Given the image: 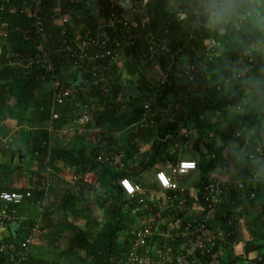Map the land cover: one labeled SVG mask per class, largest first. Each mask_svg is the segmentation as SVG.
Instances as JSON below:
<instances>
[{
    "label": "crops",
    "instance_id": "crops-1",
    "mask_svg": "<svg viewBox=\"0 0 264 264\" xmlns=\"http://www.w3.org/2000/svg\"><path fill=\"white\" fill-rule=\"evenodd\" d=\"M116 1L120 3L121 0ZM92 2L93 0H90L89 4ZM179 2V0H169L168 9L178 13L179 20L185 30L186 45L190 48L192 22L183 13V7ZM55 3L58 5L59 0H55ZM56 12H59V8H56ZM99 23V31H101L103 21L100 20ZM210 33V37H213L216 42L213 48V72L221 73L233 69L228 79L218 87V93H232L236 84V73L240 70L237 62L241 61L253 49H260L264 52V44L261 46L259 44L241 45L238 43L236 35L229 30L225 34L218 33L217 37L214 36V32ZM161 51L160 46H154L152 49L154 61L151 66L142 70L150 81L154 79L153 82L166 72ZM143 64L141 67L145 66ZM114 65L109 78L112 81L115 80L116 85L120 88L119 97L114 102L115 105L102 104L98 100H95L97 103L89 101L92 108L97 105L99 112L91 116L86 127L78 125L76 118L73 119L70 116L74 113L72 107L57 109L59 118L48 119L46 122L49 149L61 151L60 158L54 163V166H51L49 161L52 173L48 191L49 209L46 215V209L40 212L37 204L24 203L19 207V217L12 227L9 229L7 227L0 228V240L11 232L19 236L23 234L19 228L23 229V227L29 226L40 217L38 232L27 250L26 259H29L30 264H94L101 251L102 241L99 236L100 234L105 237L109 235L111 227L116 224L117 214H121L120 218L118 217L121 229L114 231L109 260L114 261L115 264H121L123 255L130 250L132 231L148 224L151 219L155 218L156 213L160 212L164 219L158 227L159 233L162 234H166L173 226L176 227L180 224L184 217L200 218L203 216L201 195L198 190L199 184L203 180L198 162L202 154L211 153V149L217 150L222 147L223 142L220 135L224 123L242 125L250 131H257L264 139V99L255 104L252 95L246 102L250 106L259 107L253 116H245L240 110H234L235 107L222 111H207L203 115L202 121L200 120L198 123L200 126L189 122L186 126L179 125L172 135L166 136L167 139L171 138V141L166 146H162L159 152L155 143L157 140L164 142L166 138L162 139L158 136L155 124L152 127L140 125L144 98L135 99L138 76L127 72L122 56ZM78 72L79 70L71 66L62 65L60 75L73 87ZM39 79L42 80L40 77ZM260 81L264 83V77H261ZM40 83L46 92L49 88L48 84L43 81ZM87 88L79 89L87 90ZM108 109L109 113L105 115L104 113ZM181 111H185V108L180 105V102L178 105L172 102L162 113L166 119L170 114H173L170 116L174 122L182 113ZM6 122L16 124V120L12 118L7 119ZM17 127L19 129L14 131L17 132V135L11 133L12 141L15 143L13 149L21 147L25 151L24 142L32 138V132L28 131L29 126L26 122ZM57 137L60 138L59 141ZM57 141L60 142L59 145ZM219 152V154L227 156L225 147ZM25 153L23 161L28 163V154ZM98 156H102L105 161H98ZM183 160L194 161L197 164V170L178 177L171 175V166ZM4 162H13L12 156L0 153V163ZM75 165L82 168H77ZM73 169L80 171V174H83L81 171L86 169V172L89 173V181L81 179L83 183H80V178L76 175L77 173L72 172ZM159 170H163L179 186L186 188L185 198L189 202V206L185 212L177 213V210L170 206V193L161 189L155 178L156 172ZM121 176H126L131 182L142 186V195L148 203V210L127 196H122L118 200L116 205L119 208L117 210L114 204L116 198L111 191L110 182L112 181V184L116 185ZM207 178V180L213 179L226 183L229 180V175L223 168L216 167L208 173ZM194 181V184H189ZM240 199L242 198L240 197ZM228 205L232 208L231 212L235 211L234 213L237 214L236 226L230 236L235 244L220 247L211 264H247V261L257 252L246 253L250 237L245 223L250 219L257 218L258 215L255 208H250L241 201L229 202ZM228 212L230 213V211ZM82 233L86 238L82 236ZM259 242H264V233L255 240V243ZM152 244L141 251L142 264H159L157 254L165 251L163 247L165 244L167 245V239L159 237ZM173 244L174 242L168 240L172 253L179 256L185 247L181 244L176 246Z\"/></svg>",
    "mask_w": 264,
    "mask_h": 264
},
{
    "label": "trees",
    "instance_id": "trees-1",
    "mask_svg": "<svg viewBox=\"0 0 264 264\" xmlns=\"http://www.w3.org/2000/svg\"><path fill=\"white\" fill-rule=\"evenodd\" d=\"M89 1L90 0H59L57 5L55 0H42L45 44L52 48H56L64 39L67 41H72L73 39L74 41L76 39L83 40L86 32H89L91 36H95L99 31V21L107 20L113 7L111 0H93L92 4H89ZM179 1L184 10L183 13L186 14L187 18L192 22L197 0ZM17 2L18 0H12L11 4L16 5ZM168 2L169 0H149L146 5L147 11L152 14L149 24L141 25L142 14L136 13L134 20L138 22L141 27L137 32L134 29L132 31L130 30L129 34L132 36L131 40L133 44L124 47L123 51L120 50L122 52L124 68L128 73L138 76L135 86L137 90L135 99L147 97L153 91L152 83L142 70H144L145 67L151 66L153 63L152 49L154 46H165V49L160 52L165 64L168 61L167 58L170 52H174L178 50V48L183 47V53L187 56L188 61L190 60L192 63H200L202 65L200 73L196 78L197 91H192L190 82L179 76L180 66H182L183 62L182 59L180 60L179 58L177 61L179 63L178 65L172 64V66H170L171 71L168 76V83L165 85L164 89L157 94L156 101L152 106V119L154 120L158 136L162 139L166 138L169 134L172 135L179 125L186 126L189 122H193L196 126H200L198 123L200 120L202 121L205 112L210 110L222 111L230 107H235L234 110H240L243 115L253 116V113L256 112L259 107L256 105L250 106L246 101L250 99L249 97H252V95L255 97L254 95L256 93H259V95L260 93L264 94V83L260 81L261 77H264V52L260 49H253L248 52L241 61L237 62V66L240 70L236 73V75L238 74L239 76H236L234 91L232 93H218V87L228 79L233 69L221 73L213 72L214 51H207L202 43V40L209 37L211 33L203 26L192 30L191 47L189 48L186 45L184 39L185 30L182 22L179 20L177 12L168 9ZM116 7L118 6L116 5ZM246 7L253 14L264 13V0H246ZM56 8H59L58 13L56 12ZM59 15L70 17V22L63 24L58 22ZM33 22L31 17L20 14L18 10L9 12V7L0 1V32L2 33V38L3 34H6V37L3 38L0 43V133L1 131H6L4 128L6 121L11 118L16 120L17 126H21L26 122L27 126H29L28 131L32 132V138L24 142L26 147L25 152H27L29 158L28 163L25 160L19 162L16 159L14 162L0 163V192L30 191L33 196L27 203H34L36 205L40 200H44L43 186L46 181V159L49 158L51 166H54V163L61 155L60 150L49 149L48 145L49 138L46 122L50 118L52 108L49 91L47 90L45 92L44 87L38 81L40 72L37 69H28L24 71L20 68L7 65V62L13 59V57L7 58L8 55L16 52L23 55L36 52L38 36L36 35ZM158 27L163 28V30L167 29L165 35H163L162 31L159 32V34L162 33V37L166 38V41L164 43L156 41L152 44L149 32H156ZM229 31L236 35L238 43L241 45L248 46L250 44H259V46H261L264 44V32L255 31L243 20L232 25ZM121 32V26H119L118 30H115L113 27H105V33L109 37V41L106 44L107 48H113L115 46L113 39L121 38ZM217 34L218 33L214 32L215 37L218 36ZM40 37L42 38V36ZM55 61L59 73L61 72L62 65L71 66L66 60L57 61V59H55ZM114 64L113 66L115 67ZM142 64L145 66L141 67ZM86 77L90 85L87 90L73 88L76 98H82L81 100L85 103L86 99H97L102 104L115 105L114 102L119 97L120 90L115 80H109L104 85L101 83H94L88 75H86ZM67 84L70 86V83L67 82ZM102 88L106 91L103 92ZM247 93L249 97L246 95ZM181 94H183V97H180ZM83 98L85 99L83 100ZM172 102L177 105L180 102V105L185 108V111H181L182 113L174 122L170 116L173 114H170L168 119H166L162 113ZM61 107H67L69 109L70 105L66 104L58 107V109ZM108 113L109 109L107 112L105 111L104 114L107 115ZM149 129L151 130L150 127ZM221 131L220 137L223 142L222 147L217 150L211 149V153L207 152L200 157L198 165L201 171V179L203 181L207 180L208 173L214 168L219 167L223 168L229 175L230 185H233L239 180L250 178L252 173L255 170L258 171V169L261 180L264 175V161L258 163L248 158L244 159L240 148L244 141L250 139L262 145L264 149V139L260 137L257 131H250L242 125H236L230 122L224 123L221 127ZM170 141L171 138H166L164 142L157 140L155 143L157 151L160 152V148L166 146ZM14 144L15 143L12 141L7 144L8 147H5L0 139V153L11 156ZM207 145L209 146V143H207ZM224 147L227 149V156L219 154V151ZM75 166L80 169L82 168L77 165ZM75 171L77 170L75 169ZM81 172H86V169ZM73 173H80V171ZM30 179L32 180L31 183ZM259 181L257 182L258 187L255 191H252L251 184H246L244 191L231 188L228 192L232 201L239 202L242 200L241 202L243 204L245 203L250 208H255L258 215L257 218L250 219L245 223L250 237L247 243L246 253L257 252L255 254L261 255L263 260L262 263L255 261V255L253 257L250 256L251 262L254 261L255 264H264V242L255 243L258 236L264 233V186H262ZM79 182L83 183L81 179ZM110 185H112L111 191L116 198V203L114 204L118 210L119 207L116 204H118V200H120L122 196H125V194L117 184L113 185L112 181ZM252 193H254V197H251ZM48 197L49 193L45 198L46 200H44L45 204L43 209H46L45 215L49 209ZM240 197L242 199H240ZM201 204L203 205L202 202ZM120 216L121 214L116 215V224L111 227L107 237L100 234L99 237H101L100 239L102 241V245L100 246L101 251L94 264H115L114 261L109 260V254L112 252V237L115 235L114 231L121 229V223L118 219ZM32 224L33 223L23 227V229L19 228V231H23V234L18 236L11 232L7 237L0 240V242L7 245L9 255L12 254L14 249L19 246L20 242L24 240ZM207 226L212 229L219 228L225 233H231L232 231V226L227 217L223 216L217 215L209 219L207 221ZM6 227L9 229L12 225L9 224ZM82 236L86 238L84 233H82ZM180 243L181 241H175L173 245L176 246ZM258 250H260V252H258ZM27 253L28 251H26V257ZM210 260L211 256L205 255L201 257L199 264H208ZM2 262L12 264L10 260L7 259L6 261L5 258L2 259ZM21 264H30V261L27 258L22 261Z\"/></svg>",
    "mask_w": 264,
    "mask_h": 264
},
{
    "label": "built area",
    "instance_id": "built-area-1",
    "mask_svg": "<svg viewBox=\"0 0 264 264\" xmlns=\"http://www.w3.org/2000/svg\"><path fill=\"white\" fill-rule=\"evenodd\" d=\"M9 7V12H18L22 15H27L33 19V25L35 27L36 35L38 36L37 50L35 53H14L8 55L7 58L13 57L12 60L7 62L8 66L17 67L22 70L37 69L40 72V78L46 81L49 88V98L51 101V120L59 118L57 108L64 106L66 104L73 108V112L77 115L76 120L78 125L81 127H86L91 119V114L89 112V107L87 102L83 103L78 101L74 96L73 87L68 86L67 82L61 78L58 71L56 61L66 60L71 64V67L76 70H81L85 75L91 77L94 83L106 84L111 78L110 75L113 72V64L117 63L122 56L124 47L131 46L133 41L131 40L130 30L133 29L138 31L141 25L149 24L152 17L147 11V3L149 0H132V5L129 9L124 10L120 7L116 0H111L112 11L109 18L103 21V26L101 31H98L95 36H91L89 32H86L85 38L83 40L74 39L72 41H67L64 39L61 44L52 48L45 44V30L42 14V0H18L16 5L11 4L12 0H0ZM116 5L118 7H116ZM136 13H141V25L134 20ZM58 22L69 23L70 17L59 15ZM121 26V38H114L113 43L115 46L113 48H107L106 44L109 41V37L105 33V27H113L118 30ZM202 26V19L198 14V0L197 5L194 8V19L192 20L191 30L198 29ZM165 35L167 29L158 27L156 32H149L151 43L159 41L164 43L166 41L165 37H162L159 32ZM63 32V31H62ZM0 32V36H1ZM148 35V34H147ZM42 36V38L40 37ZM6 34H3V38ZM117 37V36H116ZM0 37V43L3 40ZM79 40V41H78ZM73 42V44H72ZM205 49L209 52L213 51L215 46V40L213 37H207L202 40ZM155 45V44H154ZM160 46V45H159ZM161 50L165 49L164 45L160 46ZM121 50V51H120ZM182 59V66H180L179 76L186 79L191 84V90L197 91L196 78L198 77L202 65L200 63H192L188 61L187 56L183 53V47L178 48L174 52L168 54L167 62L165 64L166 72L155 82H151L153 85V91L147 97L145 96L142 102V117L140 120V125H148L152 127L154 125V120L152 119V106L154 105L157 94L160 93L165 85L168 83V76L172 64H179L177 61ZM236 76H239L238 74ZM102 91H106L102 88ZM183 97V94L180 95ZM73 113V114H74ZM238 136V134H237ZM5 147H8V143L12 142L11 138H7L2 141ZM241 152L243 153L244 159L254 160L255 162L264 161V149L262 145L257 144L256 141H251L248 139L244 141L241 145ZM97 160L104 162L105 159L102 156H98ZM47 169H46V181L44 182V200L47 197L49 191V181L50 174L52 173L49 158L46 159ZM197 170V164L194 161L183 160L179 161L177 164L171 166V172L174 176H182L190 171ZM76 172L75 169L72 170ZM80 179L83 181H89V173H77ZM260 175L258 171H254L250 178L246 180H239L233 185L229 183H221L218 180L209 179L206 181H201L199 184V193L201 195L200 201L203 203V211L200 218H182L180 224L176 227H172L166 234L159 233L158 227L163 219L160 212L155 214V218L151 219L148 224L143 225L134 231H132V241L130 250L127 252V262L129 264H142L143 256L141 251L153 245L159 237L167 239V245L165 244L162 251L157 254L158 261L161 264H199L201 257L205 255H210L211 260L208 264H211L215 253L220 247H225L228 245H234V241L231 240L233 229L236 226L237 214L230 212L219 211V200L218 198L229 190L240 189L244 191L246 184H251L252 191H255L258 187L257 182L260 180ZM155 178L161 189L166 190L170 193L169 201L170 206L178 212H185L189 206V202L186 200L185 196L187 193L186 188L181 187L178 183L172 179L166 172L159 170L156 172ZM262 186H264V175L259 181ZM117 186L122 190L125 196L143 207L144 209H149L146 199L142 195V186L140 184H135L130 181L127 177H121L117 181ZM233 191V190H232ZM32 193L30 191L18 192V191H2L0 192V228L6 227L7 225H12L17 221L19 217L18 208L24 203H27L32 198ZM254 197V193L251 194ZM40 200L37 204L39 211L41 212L44 208L45 201ZM206 210V211H205ZM227 217L230 225L232 226V231L225 233L224 231L217 229H212L207 226V221L214 216ZM40 217L36 219L32 226L30 227L26 237L22 240L19 246L14 249L13 253L9 255L8 247L3 242H0V264H9L2 262L5 258L12 262V264H21L22 261L26 259V251L29 245L33 242L39 228ZM231 234V235H230ZM168 240L170 241H181V245H184L185 249L179 256L172 253L171 248L168 245ZM216 248V250H215ZM255 261L262 263L261 255H255ZM247 264H255L254 261H247Z\"/></svg>",
    "mask_w": 264,
    "mask_h": 264
},
{
    "label": "clouds",
    "instance_id": "clouds-1",
    "mask_svg": "<svg viewBox=\"0 0 264 264\" xmlns=\"http://www.w3.org/2000/svg\"><path fill=\"white\" fill-rule=\"evenodd\" d=\"M198 14L202 26L210 32L225 34L242 20L255 31L264 32V13L253 14L246 0H198Z\"/></svg>",
    "mask_w": 264,
    "mask_h": 264
},
{
    "label": "rangeland",
    "instance_id": "rangeland-1",
    "mask_svg": "<svg viewBox=\"0 0 264 264\" xmlns=\"http://www.w3.org/2000/svg\"><path fill=\"white\" fill-rule=\"evenodd\" d=\"M22 70V69H21ZM25 71V70H24ZM39 77L40 76H38V79H39ZM147 78H148V76H147ZM150 80V79H149ZM154 80V79H153ZM153 80L151 79V81L150 82H153ZM39 81L40 82H42L43 80H40L39 79ZM43 82H45L46 83V81H43ZM155 82V81H154ZM249 95V94H248ZM247 95V96H248ZM255 97H253V99H254V102H255V104L256 103H259L260 101H262L263 99H264V94H262V93H260V95H259V93L257 94H255L254 95ZM249 97V96H248ZM250 98V97H249ZM82 99V98H81ZM81 99H79L78 98V101H82ZM85 98H83V100H84ZM95 100H97V99H93V100H88V99H86V102H87V104H88V107H89V112H90V114H91V116H94L95 114H97L98 112H99V108L97 107V105L94 107V108H92L91 106H90V104H89V101H93V102H95V103H97ZM245 100V99H244ZM246 100H247V98H246ZM83 103H85L84 101H82ZM99 103V102H98ZM58 109V108H57ZM258 110V109H257ZM70 116H72V118L74 119V118H76L77 117V115L74 113V114H71ZM7 123V122H6ZM27 124V123H26ZM7 125V126H6ZM5 125V132L4 131H1V133H0V139H1V142L2 141H5L7 138H11L12 139V135H11V133H15L14 131H16V129H19V127H17V125L14 123V122H12V123H10V122H8L7 124ZM17 133V132H16ZM15 133V136L17 135ZM8 136V137H7ZM7 137V138H6ZM57 139H58V141H59V137H57ZM57 141V144L59 145V143L60 142H58ZM3 143V142H2ZM56 145V144H55ZM234 150V149H233ZM12 160H13V162L15 161V158L14 157H12ZM172 175V174H171ZM184 181H187L186 179H184ZM195 183V181L194 182H190L189 184H194ZM218 200H219V211H221V212H228V211H232V208H231V206H229L228 204H229V202H233L232 200H231V196H230V194H229V192H227V193H225L224 195H222V196H220L219 198H218ZM242 201V200H241ZM235 202V201H234ZM233 212H235V211H233ZM128 260H127V256H126V254L125 255H123V260H121V264H125V263H128L127 262ZM159 264H161L160 262H159Z\"/></svg>",
    "mask_w": 264,
    "mask_h": 264
},
{
    "label": "water",
    "instance_id": "water-1",
    "mask_svg": "<svg viewBox=\"0 0 264 264\" xmlns=\"http://www.w3.org/2000/svg\"><path fill=\"white\" fill-rule=\"evenodd\" d=\"M119 5L124 10L129 9L132 5V0H121ZM88 86H89V82L86 78V75L83 73V71L80 70L78 72L73 88L86 89ZM11 156L14 157L17 161L23 162L26 153L21 147H17L12 150ZM96 194H98V192H96Z\"/></svg>",
    "mask_w": 264,
    "mask_h": 264
}]
</instances>
